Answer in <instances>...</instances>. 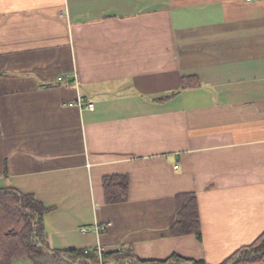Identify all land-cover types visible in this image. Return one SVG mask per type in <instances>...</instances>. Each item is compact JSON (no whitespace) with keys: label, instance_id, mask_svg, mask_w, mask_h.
I'll use <instances>...</instances> for the list:
<instances>
[{"label":"crops","instance_id":"0c3cea01","mask_svg":"<svg viewBox=\"0 0 264 264\" xmlns=\"http://www.w3.org/2000/svg\"><path fill=\"white\" fill-rule=\"evenodd\" d=\"M0 58V188L48 208L50 249L220 264L262 235L264 0H0Z\"/></svg>","mask_w":264,"mask_h":264},{"label":"trees","instance_id":"16d2710c","mask_svg":"<svg viewBox=\"0 0 264 264\" xmlns=\"http://www.w3.org/2000/svg\"><path fill=\"white\" fill-rule=\"evenodd\" d=\"M0 58V77L4 75ZM107 204L127 198L126 175H110L102 179ZM174 234L193 233L200 238V222L195 197L177 196ZM48 211L32 194L7 187L0 188V264H99L95 249L52 250L48 247L42 226V216ZM36 225L38 231L36 232ZM209 264L203 260L172 255L163 261L139 260L128 252L101 253L103 264ZM264 262V232L250 245L242 246L220 264H259Z\"/></svg>","mask_w":264,"mask_h":264},{"label":"built area","instance_id":"2783aa9c","mask_svg":"<svg viewBox=\"0 0 264 264\" xmlns=\"http://www.w3.org/2000/svg\"><path fill=\"white\" fill-rule=\"evenodd\" d=\"M248 1H257V0H248ZM63 77H59L58 79L61 80ZM69 106H77L80 109H85L92 111L94 110V104L92 102L87 101L86 98L79 96L75 102H70L68 104ZM174 168H177V165L174 166ZM109 225V224H107ZM106 226L103 225H95L94 230L101 231L104 230ZM88 228L84 227L82 228V231H87Z\"/></svg>","mask_w":264,"mask_h":264},{"label":"rangeland","instance_id":"374dc122","mask_svg":"<svg viewBox=\"0 0 264 264\" xmlns=\"http://www.w3.org/2000/svg\"><path fill=\"white\" fill-rule=\"evenodd\" d=\"M36 228H37V229H36V232H37V231H38V226H37V225H36Z\"/></svg>","mask_w":264,"mask_h":264},{"label":"water","instance_id":"95a60500","mask_svg":"<svg viewBox=\"0 0 264 264\" xmlns=\"http://www.w3.org/2000/svg\"><path fill=\"white\" fill-rule=\"evenodd\" d=\"M107 264H113V262L107 263Z\"/></svg>","mask_w":264,"mask_h":264}]
</instances>
